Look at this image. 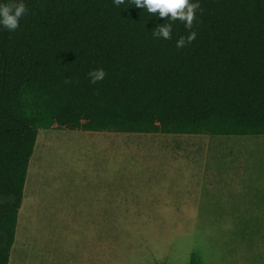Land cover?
<instances>
[{
    "label": "trees",
    "instance_id": "16d2710c",
    "mask_svg": "<svg viewBox=\"0 0 264 264\" xmlns=\"http://www.w3.org/2000/svg\"><path fill=\"white\" fill-rule=\"evenodd\" d=\"M12 2L28 11L0 25V264L40 128L264 135V0H190L191 29L130 0H0ZM167 23L171 39L154 38Z\"/></svg>",
    "mask_w": 264,
    "mask_h": 264
},
{
    "label": "rangeland",
    "instance_id": "374dc122",
    "mask_svg": "<svg viewBox=\"0 0 264 264\" xmlns=\"http://www.w3.org/2000/svg\"><path fill=\"white\" fill-rule=\"evenodd\" d=\"M38 130L9 264H264V136Z\"/></svg>",
    "mask_w": 264,
    "mask_h": 264
},
{
    "label": "clouds",
    "instance_id": "9594fccd",
    "mask_svg": "<svg viewBox=\"0 0 264 264\" xmlns=\"http://www.w3.org/2000/svg\"><path fill=\"white\" fill-rule=\"evenodd\" d=\"M116 6L124 4L125 0H113ZM137 8L146 9L151 15L158 14L166 20H179L185 24L186 29H191L195 19L196 11L200 5L190 0H130ZM28 9L23 2L0 4V25L8 31H15L19 27L20 19L27 13ZM171 23L158 25L153 31L154 38L171 39ZM196 38V32L190 31L187 37L180 36L176 42V48H182L186 43H191ZM88 76L91 83L102 81L106 73L102 68L90 70ZM66 83L70 81H65Z\"/></svg>",
    "mask_w": 264,
    "mask_h": 264
},
{
    "label": "crops",
    "instance_id": "0c3cea01",
    "mask_svg": "<svg viewBox=\"0 0 264 264\" xmlns=\"http://www.w3.org/2000/svg\"><path fill=\"white\" fill-rule=\"evenodd\" d=\"M76 131V130H75ZM78 131V130H77ZM88 131L87 132H85V136L86 137H88L89 135H88ZM244 136V135H243ZM247 136H264V135H247ZM264 148V145H263V147H262V149Z\"/></svg>",
    "mask_w": 264,
    "mask_h": 264
}]
</instances>
